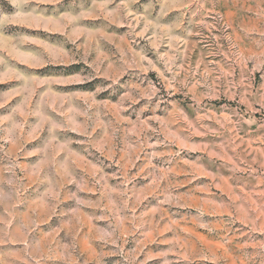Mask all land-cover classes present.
Masks as SVG:
<instances>
[{"label": "clouds", "instance_id": "1", "mask_svg": "<svg viewBox=\"0 0 264 264\" xmlns=\"http://www.w3.org/2000/svg\"><path fill=\"white\" fill-rule=\"evenodd\" d=\"M0 264H264V0H0Z\"/></svg>", "mask_w": 264, "mask_h": 264}]
</instances>
